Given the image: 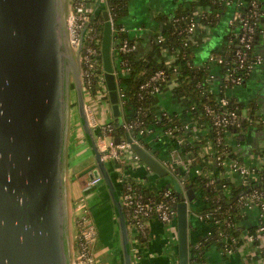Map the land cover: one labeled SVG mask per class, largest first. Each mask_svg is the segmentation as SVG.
<instances>
[{"label": "water", "instance_id": "95a60500", "mask_svg": "<svg viewBox=\"0 0 264 264\" xmlns=\"http://www.w3.org/2000/svg\"><path fill=\"white\" fill-rule=\"evenodd\" d=\"M71 1L0 0V264H72L67 146L74 105L94 152L90 177L101 176L108 187L123 264H133L118 188L87 118L80 49L75 51L69 37ZM103 15V68L114 125L120 127L112 27L106 10ZM134 149L154 173L182 190L156 158L140 146ZM186 187L189 203L174 205L179 264H190V213L201 214L193 203L194 189Z\"/></svg>", "mask_w": 264, "mask_h": 264}, {"label": "trees", "instance_id": "16d2710c", "mask_svg": "<svg viewBox=\"0 0 264 264\" xmlns=\"http://www.w3.org/2000/svg\"><path fill=\"white\" fill-rule=\"evenodd\" d=\"M131 1L107 0V5L115 14L116 20L113 33L116 43L115 59L118 63L117 67L120 65L123 68L119 77L121 91L124 95L123 116L127 122L135 123L131 132H127L122 127L123 123L120 127H115V136L124 138L131 134L140 137V132L144 131L140 137L141 141L146 148L151 149V145L146 141L150 135L148 130L153 132L171 130L173 139H182L185 165L200 169L199 174L194 173L187 176V179L188 184L196 193L193 203L195 207H201L200 215L203 216L202 219L207 224V230L205 237L200 240L198 245L190 247V263H203L206 249L212 246L217 247L224 255H227L230 250L235 252L242 245L243 237L249 235L256 236L257 244L260 243L261 239L257 235L259 225L246 228L241 222L244 218V198L255 191L264 192V168L254 167L255 175L249 178L251 179L249 184H245L237 174L235 182L221 178L217 174L211 175L207 164L208 159L211 158L217 166L215 170L217 172L223 170L224 167L218 165L216 157L220 156V160L228 162L244 163L243 158L235 151L236 142L241 136H246L252 128L264 130L262 121L264 115L259 112L257 99H251L243 104L229 94V91L236 86L232 83V77L241 75L236 56V51L243 49L239 41L242 33L241 21L235 19L233 24L229 25V31L224 36L221 45L214 48L209 57L201 64L196 62V53L192 44L195 33L188 31L191 22L195 19H198L199 27L215 28L231 7H234V10L240 12L241 17L245 18L252 14V0H193L186 4H179L172 15L160 16L165 23L160 33L163 39L161 42H153L152 50L148 55H141L138 49L127 53L119 51V42L129 38L128 33L122 30V20L129 14ZM259 11L258 15L250 18L254 32L251 48L247 50V64L255 61L258 46L264 40V10L261 8ZM104 25V15L100 10L91 22L90 35H98L94 43L100 52L97 71L87 83V90L91 92H97L106 87V82L101 78ZM88 43L89 40L86 41V45ZM131 43H133L132 39ZM164 49L176 55L171 64L152 57L153 52ZM219 59H222V63H219ZM160 70L164 71L167 80L164 82L152 81L153 75ZM246 73L242 75V83L245 82L251 70L246 69ZM211 75H214V78H210ZM172 78L177 79L173 95L182 100V109L179 112L162 113L157 109L158 95L153 90L155 86H165ZM148 82H150L149 86L142 88ZM222 98L228 99L226 106H221ZM243 109H246V113L243 112ZM223 110L238 113L237 123L216 127L214 116ZM183 120L192 122L189 131H185L181 127L178 130L175 129V126L182 125ZM219 138H221L220 143L218 142ZM208 140L215 151L213 155L205 152L204 148ZM112 167L110 164L109 169L117 185L118 199H120V192L126 190L128 185L124 188L123 185L117 184L116 174ZM128 184H130L132 193L141 195L145 200L157 201L166 187L172 188L175 193L181 192L177 191L172 182L157 193L149 189L147 181L137 182L131 179ZM226 190L230 191L223 196L222 192L224 193ZM181 201L182 198L179 196L177 202ZM153 219H157V217ZM261 236L264 240V233ZM143 242L145 240L142 239L141 243Z\"/></svg>", "mask_w": 264, "mask_h": 264}, {"label": "crops", "instance_id": "0c3cea01", "mask_svg": "<svg viewBox=\"0 0 264 264\" xmlns=\"http://www.w3.org/2000/svg\"><path fill=\"white\" fill-rule=\"evenodd\" d=\"M193 0H132L129 6V14L122 20L123 29L128 33L130 39L133 40L141 55H148L152 50V44L157 41L161 30L164 28V21L160 18L161 15H172L179 4H186ZM262 9L264 10V0H259ZM106 6L98 2L91 4V9L94 11H105ZM234 7H231L222 18L221 22L215 28L198 27L195 32V38L192 39V44L196 53V62L201 64L210 55V52L221 45L224 36L229 31V23L234 14ZM115 40L112 34L111 43V60L112 68L117 66L115 51ZM258 54L262 56L263 62L254 66L251 73L244 83L234 86L230 91V96L236 98L241 103L245 104L251 99H257L259 112L264 115V40L258 46ZM152 57L160 61L171 63L175 60L176 55L167 50L153 52ZM176 85V79H171L158 95L157 109L159 112H179L182 109V100L175 98L173 88ZM102 101L95 102L92 100L95 108L97 119L101 122L113 121V112L108 100L102 95ZM89 102L90 99H89ZM95 102V103H94ZM100 102H103L101 105ZM75 106V105H74ZM72 107L70 116V128L67 146L68 160V198L70 212V230L74 238L77 227L78 211L73 207L74 202L84 200L90 217L97 229V240L94 244L93 251L98 255L96 263L101 264H123L121 246L117 243V212L114 208L108 187L103 180L92 186L87 187V182L91 179V171H82V167L77 162L78 148L86 140L90 145V140L83 129L82 120L78 114V110ZM95 132V131H94ZM146 141L151 145V149L147 150L160 163L163 160L172 159L176 161L178 153H175L174 140L172 137L166 136L163 131H154ZM208 147V146H207ZM209 152V150H206ZM235 151L243 158V161L249 165L264 168V130L252 128L246 136H241L236 142ZM180 160V158H179ZM108 165L109 163L106 162ZM209 173L217 174L221 178H225L235 182L237 175H234L230 169L229 163L224 166L223 170L215 171L217 166L212 162L211 158L207 162ZM110 167V165H108ZM148 165L144 162L139 165L133 173V178L142 180L147 178L154 182L150 189L155 192L158 188L168 185L171 180L167 177L160 178L149 171ZM113 169V167H112ZM174 179L173 176L168 175ZM162 180L163 186H159ZM176 180V179H175ZM116 184V183H115ZM117 186V185H116ZM230 190H226L224 194H228ZM120 200V199H119ZM197 207V206H196ZM201 213V207H197ZM189 249L192 245L197 246L200 240L205 237L207 224L202 219L201 215L191 214L189 216ZM260 222V213L256 206L245 208L242 225L246 228L258 225ZM177 225L166 224L158 219H153L148 224V236L145 242L135 245L130 242L131 255L133 264H179V252L177 242ZM118 237H120L118 235ZM120 248V249H119ZM206 257L203 263L190 264H264V255L257 253V249L251 245L240 246L235 252L224 255L217 247L212 246L205 251Z\"/></svg>", "mask_w": 264, "mask_h": 264}, {"label": "built area", "instance_id": "2783aa9c", "mask_svg": "<svg viewBox=\"0 0 264 264\" xmlns=\"http://www.w3.org/2000/svg\"><path fill=\"white\" fill-rule=\"evenodd\" d=\"M103 3L106 6V11L108 12V22L112 27V34L115 32V14L111 12L107 5V0H72L71 8L68 17V26H69V37L70 42L75 51H79L80 62L82 66V83L85 92L86 98V113L89 124L95 131L96 135V143L99 151L103 153V159L105 162L110 163L113 166V170L116 174V182L118 185H123L126 190L120 192V201L123 205L124 214L127 219V229L129 234V240L132 244L139 245L141 244V240H146L148 236V224L149 222L157 217L158 220L162 221L166 224L177 225V209L174 205L178 202L179 196H181L182 201H186L189 203L188 195H187V184L189 183L186 176L193 175L194 173L199 174V168H193L191 165L186 166L184 162L185 156L182 152H179V148L183 149L182 139H173L174 140V149L175 153H178V157L176 161H172V159H167L161 161V165L166 169L167 175H171L176 179V181L181 186L182 190L180 193H175L174 190L170 187L164 188V191L160 198L155 200H145L141 195H135L132 193V189L128 184L130 180H135L137 182H145L147 181L148 187L150 189V181L145 178L142 180H138L137 178H133V173L137 170L140 164L143 163L140 156L134 149V145L140 146L144 150H150L146 148V146L141 141V135L144 131L140 132V137L129 134L128 137L121 138L119 137V142L116 143L115 139V125L114 119L109 122H101L97 119L95 108L91 103L92 100L102 101L104 98L102 95L110 103L109 99V90L106 84V87H103L100 91L91 92L87 90V83L91 80V77L94 75V72L97 71V61L100 59V52L94 40L97 39V34L90 35L92 31L91 22L95 18L96 14L93 17V11L91 9V4L94 3ZM252 14L247 15V17H241L240 12L234 11V14L230 20V25L233 24L235 19H240L242 26V33L240 36V43L243 49H238L236 51V56L238 58V69L240 70L241 75L237 77H232V83L235 85H240L243 80V76L246 73V69H252L258 63L263 62L262 56L259 54L256 55V59L253 63L247 64L248 53L247 50L251 48V41L253 38L254 27L250 24V18L259 14V10L262 8V5L259 0H252ZM103 12V10H101ZM106 22V20H105ZM198 27V19H195L191 22L188 31L190 33H195ZM124 30V29H122ZM162 36L159 35L157 38L158 42L162 41ZM89 40L88 45H86V41ZM119 51L122 53H127L136 49V45L131 43L130 38H125L119 42ZM116 45V43H115ZM114 45V51L116 52V46ZM175 54V53H174ZM167 63V62H166ZM172 63V62H171ZM168 63V64H171ZM219 63H222V59H219ZM123 65V63H122ZM120 67V65H118ZM114 66L113 74L116 79L117 92L119 98V104L121 109V115L123 117L122 127L127 131L131 132L135 123L127 122L124 119V110H123V93L121 91V86L119 83L120 74L123 72L122 66L119 68ZM101 78L104 82L105 80V71L104 68L101 70ZM210 78H214V75H211ZM176 79V78H172ZM166 81V76L164 75V71L160 70L156 72L152 81ZM169 82V81H168ZM150 82L144 84L142 88L148 87ZM177 85V79H176ZM175 85V86H176ZM163 86H155L154 90L157 95L161 92ZM89 99L91 102H89ZM95 101V102H96ZM94 102V103H95ZM221 106H226L228 104L227 98H222L220 100ZM111 105V103H110ZM208 111H210L208 109ZM166 113V112H164ZM114 118V117H113ZM238 121V113L232 111H220L216 116H214V125L216 127H223L225 125H233ZM264 122V117L263 120ZM182 125L175 126V129H184L185 131H189L192 125L191 121L183 120ZM149 134L153 131L148 130ZM166 136L173 137V133L171 130L164 131ZM218 142H221V138L218 139ZM208 146V147H207ZM205 152L209 155H213L215 153L211 142L208 140L205 144ZM206 150H209L207 152ZM148 152V151H147ZM149 153V152H148ZM218 165L225 166L229 163L230 169L234 175H238L240 179L245 184H249L250 177L255 175L254 166H249L245 162L238 163V161L228 162L227 160H220V156L216 157ZM149 167V166H148ZM150 172L154 173V171L149 167ZM162 178L161 176H159ZM102 181V177H94L91 178L87 182V187H92ZM213 183V180H212ZM163 187L158 188L155 192H159ZM151 190V189H150ZM264 192L255 191L253 194L248 195L244 198L243 206L245 208H250L252 206H256L260 213V222L257 228V235L261 239V242L257 244L256 236L249 235L243 237V242L241 246L251 245L257 249L258 254H264V240L262 238V234L264 233V201H263ZM76 209L78 211V218L76 222L77 232L73 238V261L72 264H97L93 247L97 240V229L95 224L93 223L88 207L85 201L82 199L78 202ZM209 215V214H208ZM203 217V216H201ZM256 243V245H255ZM233 251H229L228 253H232Z\"/></svg>", "mask_w": 264, "mask_h": 264}, {"label": "rangeland", "instance_id": "374dc122", "mask_svg": "<svg viewBox=\"0 0 264 264\" xmlns=\"http://www.w3.org/2000/svg\"><path fill=\"white\" fill-rule=\"evenodd\" d=\"M72 93L74 95V91ZM100 103H101V105L103 104V102H100ZM74 110H75V106H74ZM243 112L246 113V109H243ZM77 153L79 154L78 158H77V162H79L80 166L82 167V171L83 172L91 171L96 165L95 160H94V152L91 149V144L89 145V143L85 140L84 143L78 148ZM163 183H164V181L162 182V180H161L159 186L160 187L163 186ZM101 185H105V184H101ZM151 185L154 186V182H151V184L149 186H151ZM78 202L79 201H77L76 203L74 202L73 207H76ZM191 214L192 213H190V216H191ZM175 230L177 232V227H175ZM117 233L118 234H117L116 238L119 241V239H120V237H118L119 231H117ZM117 246L120 247V241L117 243ZM95 256H96L97 262H98L99 257L96 253H95ZM102 263L105 264V261H103ZM99 264H101L100 261H99Z\"/></svg>", "mask_w": 264, "mask_h": 264}]
</instances>
